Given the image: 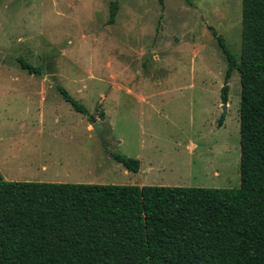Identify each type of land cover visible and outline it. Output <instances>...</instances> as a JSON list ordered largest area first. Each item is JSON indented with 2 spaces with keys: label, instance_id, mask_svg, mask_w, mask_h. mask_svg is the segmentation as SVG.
I'll list each match as a JSON object with an SVG mask.
<instances>
[{
  "label": "rangeland",
  "instance_id": "1",
  "mask_svg": "<svg viewBox=\"0 0 264 264\" xmlns=\"http://www.w3.org/2000/svg\"><path fill=\"white\" fill-rule=\"evenodd\" d=\"M241 10L242 0H0L2 178L239 187V76L222 103L227 64L212 31L238 57Z\"/></svg>",
  "mask_w": 264,
  "mask_h": 264
},
{
  "label": "trees",
  "instance_id": "2",
  "mask_svg": "<svg viewBox=\"0 0 264 264\" xmlns=\"http://www.w3.org/2000/svg\"><path fill=\"white\" fill-rule=\"evenodd\" d=\"M117 9L113 1L109 23ZM241 17L238 57L212 31L227 64L222 103L232 72L239 76V187L8 181L0 174V264H264V0H242ZM21 67L39 72L24 61ZM111 156L128 171L140 168L136 158Z\"/></svg>",
  "mask_w": 264,
  "mask_h": 264
},
{
  "label": "water",
  "instance_id": "3",
  "mask_svg": "<svg viewBox=\"0 0 264 264\" xmlns=\"http://www.w3.org/2000/svg\"><path fill=\"white\" fill-rule=\"evenodd\" d=\"M226 108V105H223V109ZM92 129L96 132L100 140L104 143V124L98 120L92 123Z\"/></svg>",
  "mask_w": 264,
  "mask_h": 264
},
{
  "label": "crops",
  "instance_id": "4",
  "mask_svg": "<svg viewBox=\"0 0 264 264\" xmlns=\"http://www.w3.org/2000/svg\"><path fill=\"white\" fill-rule=\"evenodd\" d=\"M54 123H55V124L58 123L57 118H55ZM42 168H43V169H46V165H42ZM139 169H140V168H139ZM138 171H139V170H138ZM138 171H137V172H138ZM125 172H128V171H125Z\"/></svg>",
  "mask_w": 264,
  "mask_h": 264
}]
</instances>
